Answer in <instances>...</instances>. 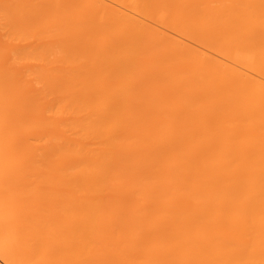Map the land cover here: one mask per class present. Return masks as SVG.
Instances as JSON below:
<instances>
[{"label":"bare ground","instance_id":"obj_1","mask_svg":"<svg viewBox=\"0 0 264 264\" xmlns=\"http://www.w3.org/2000/svg\"><path fill=\"white\" fill-rule=\"evenodd\" d=\"M216 2L0 0V264H264V0Z\"/></svg>","mask_w":264,"mask_h":264},{"label":"rangeland","instance_id":"obj_2","mask_svg":"<svg viewBox=\"0 0 264 264\" xmlns=\"http://www.w3.org/2000/svg\"><path fill=\"white\" fill-rule=\"evenodd\" d=\"M216 1L218 2V0H215V2H216ZM222 1H228V0H222ZM222 1L220 0V2H222ZM217 2H216V5H217V6H218V5L221 6V5H223V4L225 3V2H222L223 4H221L220 2H218V3H217ZM224 5H225V4H224ZM156 10H157V9H156ZM149 12H150V11H149ZM151 12H152V11H151ZM155 12H156V11H155ZM157 12H158V10H157ZM159 12H160V10H159ZM151 14H152V13H151Z\"/></svg>","mask_w":264,"mask_h":264}]
</instances>
